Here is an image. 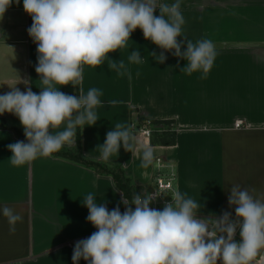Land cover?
<instances>
[{
	"label": "crops",
	"instance_id": "0c3cea01",
	"mask_svg": "<svg viewBox=\"0 0 264 264\" xmlns=\"http://www.w3.org/2000/svg\"><path fill=\"white\" fill-rule=\"evenodd\" d=\"M158 2L170 5L176 0ZM180 5L183 34L193 42L202 38L214 42L217 56L207 78L201 79L199 71L181 73L187 61L171 52L164 53L163 64L156 62L150 53L159 55L163 50L136 29L127 47L109 53L111 60L124 61V74L110 70L108 60L97 68L84 66L79 95L95 87L102 92V103L95 109L99 120L82 131V153L103 161L97 146L115 123H123L131 130L133 150L121 147L118 155L103 162L122 165L133 183L150 190L153 182L147 183L156 160L161 159L173 167L175 188L201 203L199 217H220L227 211L235 219V209L228 204L231 186L264 187V0H180ZM1 21L19 43L15 49L22 72L12 81L30 78L32 91L38 94L37 46L27 32L32 18L24 11L23 0L19 4L13 0ZM135 50L143 63L129 62ZM60 91L76 94L71 85ZM111 100L120 103L113 106ZM136 114L151 121H174L175 145L151 146L150 134H133ZM13 127L26 139L24 132ZM17 141L22 140L11 130L0 129V208H12L22 217L12 232L0 213V264H73L75 243L97 230L87 221L83 197L92 192L97 203H105L109 211L119 206L123 213L124 196L111 176L59 157L12 165L7 145ZM145 148L153 152L147 167L142 165ZM261 257L264 249L252 264H264ZM79 264L87 262L81 259Z\"/></svg>",
	"mask_w": 264,
	"mask_h": 264
},
{
	"label": "clouds",
	"instance_id": "9594fccd",
	"mask_svg": "<svg viewBox=\"0 0 264 264\" xmlns=\"http://www.w3.org/2000/svg\"><path fill=\"white\" fill-rule=\"evenodd\" d=\"M12 3L0 0V19ZM180 7V0L170 5L158 0H23V9L32 18L27 32L37 46L40 92L32 91L30 78H19L26 91L16 83L9 86L11 91L0 94V115L7 112L18 117L27 140L7 145L11 164L19 167L73 147L78 130L96 124L101 90L93 87L86 94L81 90L77 97L60 88L80 85L85 65L97 68L106 60L111 61L110 70L124 74V61L111 60L109 53L127 47L136 29L163 50L159 55L150 53L156 62L163 64L164 53L171 52L187 61L181 73L199 71L200 78L206 79L217 56L214 42L209 38L193 42L183 34ZM128 60L143 63L139 50L132 51ZM118 103L109 101L113 106ZM131 135L129 127L115 123L97 146L99 158L108 162L121 147L131 152ZM152 159L151 148H145L142 165L147 167ZM161 196H170L171 201L162 210L150 207ZM122 203L123 213L119 206L109 211L105 203H97L92 192L83 197L87 221L97 230L75 243L73 264L81 259L87 264H252L264 249V187L231 186L228 204L235 209V219L227 211L220 217H199L201 203L178 188L170 194L145 190L131 201L123 198ZM0 213L14 232L21 215L7 206ZM237 229L240 242L234 239Z\"/></svg>",
	"mask_w": 264,
	"mask_h": 264
},
{
	"label": "trees",
	"instance_id": "16d2710c",
	"mask_svg": "<svg viewBox=\"0 0 264 264\" xmlns=\"http://www.w3.org/2000/svg\"><path fill=\"white\" fill-rule=\"evenodd\" d=\"M76 94L79 96V85L75 87ZM132 123L135 124L139 129L142 127H148L150 129V141L151 146H174L176 143V134L174 128V121L164 120H148L144 117L137 115ZM135 127V128H136ZM0 129H9L17 137L24 142H27L26 139L21 138L20 133L16 131L13 126L7 125L5 121H0ZM133 132V130H132ZM134 133V132H133ZM52 156L65 159L73 164L82 166L89 170L94 171L99 175L111 176L117 188L122 192L124 198H128L131 201V197L134 194H140L143 191H149L142 186H139L126 176L123 166L120 164L109 165L103 161H97L93 159L86 158L82 153V132L78 130L76 144L72 148H62L61 151L53 153ZM134 210V205H132Z\"/></svg>",
	"mask_w": 264,
	"mask_h": 264
},
{
	"label": "rangeland",
	"instance_id": "374dc122",
	"mask_svg": "<svg viewBox=\"0 0 264 264\" xmlns=\"http://www.w3.org/2000/svg\"><path fill=\"white\" fill-rule=\"evenodd\" d=\"M1 28L2 36L0 37V94H4L11 91V88L9 86H14L16 84V82L12 80L17 79L18 75L21 74L22 71L18 68V54L16 52L17 49H15L17 48L19 43L13 41L16 39H12V37H10V35L6 31V26L0 19V29ZM19 57L22 60L23 57L21 54L19 55ZM16 87L22 92L26 91L25 86H19L17 84ZM134 117H137V114ZM1 120H5L7 123L16 126L18 129L24 132V129L18 117H16L14 114L5 112L4 114L0 115V121ZM138 129V127L137 129H133V134L136 135L139 132ZM151 181L153 182V177L152 180H149L147 185L151 184Z\"/></svg>",
	"mask_w": 264,
	"mask_h": 264
},
{
	"label": "built area",
	"instance_id": "2783aa9c",
	"mask_svg": "<svg viewBox=\"0 0 264 264\" xmlns=\"http://www.w3.org/2000/svg\"><path fill=\"white\" fill-rule=\"evenodd\" d=\"M132 130L137 129L135 128V125H131ZM139 132H143L145 134H150V129L148 127H142L138 129ZM175 172L173 170V167L170 164H166L161 159H157L155 162V170L153 174V185L148 191V193H153L156 190L160 191L164 194H170L171 191L175 188ZM171 197L170 196H161L158 199H156L150 207L160 209L162 210L164 207L165 202H170ZM234 239L237 242L241 241V237L239 235V229H237L236 235Z\"/></svg>",
	"mask_w": 264,
	"mask_h": 264
}]
</instances>
